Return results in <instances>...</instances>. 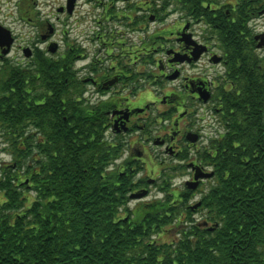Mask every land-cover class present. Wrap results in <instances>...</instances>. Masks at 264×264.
Listing matches in <instances>:
<instances>
[{
  "label": "trees",
  "instance_id": "16d2710c",
  "mask_svg": "<svg viewBox=\"0 0 264 264\" xmlns=\"http://www.w3.org/2000/svg\"><path fill=\"white\" fill-rule=\"evenodd\" d=\"M243 47L231 49L243 62L234 87L218 92L223 130L198 151L214 175L197 208L191 190H171L175 168L163 197L130 208L138 170L130 158L125 174L115 165L126 142L110 129L114 103L85 102L68 60L24 69L4 60L0 137L11 160L0 182V264H264V75Z\"/></svg>",
  "mask_w": 264,
  "mask_h": 264
},
{
  "label": "flooded vegetation",
  "instance_id": "af4514ba",
  "mask_svg": "<svg viewBox=\"0 0 264 264\" xmlns=\"http://www.w3.org/2000/svg\"><path fill=\"white\" fill-rule=\"evenodd\" d=\"M14 4L20 19L29 25L19 35L24 40L19 48L28 65L40 59L68 60L81 81L73 89L85 102L111 100L112 112L122 111L111 116V131L126 142V151L115 165L125 174L127 159L132 160L129 170L138 171L130 197L146 192L138 201L168 178L170 168H180L176 174L188 176L183 190H171L178 195L190 190L195 167L203 166L195 154L209 122L207 114L220 123L218 92L232 89L239 77L236 70L242 58L234 57L231 49L246 46L243 58L256 60L259 75H264V0H16ZM0 25L14 36L7 55H1L0 47V59L9 60L19 36ZM60 25L68 27L62 32L70 36L79 25L84 26L83 31L73 33L72 40L66 39V49L63 40L57 39L69 38L58 34ZM238 37L245 44L237 42ZM79 60L85 65L77 68L74 63ZM168 81L176 82V88H164ZM41 82L38 74L36 83L43 89ZM146 82L161 89H155V101L135 104L143 88L136 90ZM89 84L93 92L86 88ZM189 133L197 134L198 142H191ZM151 149H156L155 156ZM9 161L0 160V182ZM191 191L188 195L193 200L196 191Z\"/></svg>",
  "mask_w": 264,
  "mask_h": 264
},
{
  "label": "rangeland",
  "instance_id": "374dc122",
  "mask_svg": "<svg viewBox=\"0 0 264 264\" xmlns=\"http://www.w3.org/2000/svg\"><path fill=\"white\" fill-rule=\"evenodd\" d=\"M6 0H0V22L3 23V25H6L7 27H10L15 33L18 34V36L24 32H26V27H28L29 25L26 24V21L20 19V15L19 13L17 12V7L15 6L14 2H16V0H14L13 2H10V1H7V3H5ZM156 25L152 26L151 30L152 31L154 28H155ZM61 29L59 31L58 34L60 35H63V36H67L69 38H64L62 36H58L57 39L59 38V40H63V47L64 49L65 46H66V42L67 40L66 39H69V40H72L73 39V33H76L77 31H83V25H79L78 28H75L70 36V34H64L62 32V29H66L68 28L66 25H60ZM159 27H162L161 25L158 26L157 28ZM63 33V34H62ZM139 34L137 33V36ZM24 44V40L19 36V39L16 41V43H14V47L12 49V52L11 54L9 55V60L10 62L16 64V65H21V66H27L29 64L28 62V59H23L24 55L23 53L21 52L20 48H19V45H22ZM67 47V46H66ZM93 49V47H92ZM21 61V62H18ZM30 61V60H29ZM4 60L0 59V67L3 66L4 64ZM33 62L31 61L30 64H32ZM24 64V65H23ZM34 64V63H33ZM32 64V65H33ZM36 64V62H35ZM74 65L77 67V68H80L82 66L85 65V62L84 61H81L79 60L77 63H74ZM35 69V67H34ZM36 71V69H35ZM83 75H81L82 77ZM165 84V83H164ZM177 83L176 82H166L165 86L162 85L161 83L159 84L160 86H164V88H176V85ZM86 88L89 89L90 92H93L94 91V88L92 85H87ZM161 89L159 88L158 86L156 85H152V84H147V82L145 83V86H143V89L142 91H140L139 95L137 96V98H135V104H142L144 102H151V101H155V89ZM158 91V90H157ZM98 96L96 95L95 98H97ZM104 98H107V96H105ZM207 118L209 120V122L207 123V127L205 130H203V135H204V138L201 142L198 143L199 147H201L200 149H202V147L204 145L207 144V141H208V138L210 136H213V135H216L218 133V131H222L223 128L221 127L219 121L217 118H211L208 114H207ZM6 146V143H4V140H3V143L0 144V160H11V155L10 153L5 150L2 149L3 147ZM7 147V146H6ZM153 155L155 156L156 154V149H151ZM194 154V152L192 153ZM196 157L197 156V153L195 154ZM125 158V156L123 157V159ZM157 159V158H156ZM153 160L155 162H158V160H155V158L153 157ZM118 161H121L118 160ZM149 161V165L151 166V163H150V160ZM154 166V165H153ZM152 166V167H153ZM188 179V176L187 175H181L180 173L178 175H176L174 178H173V181H172V187L176 188V189H180V190H183V181ZM162 180V179H161ZM161 182L157 183V186L156 185H153V192L152 194H150L148 197H145L143 199V201H150L151 199H153L154 197L156 198H161L162 197V193L159 191V185H160ZM209 182H207L204 186L207 187L209 186ZM158 187V188H157ZM196 195L194 196L193 200H191L190 203H196L201 195L200 191L197 192L196 190ZM139 203L138 200H132L130 203H129V207L130 208H134L137 204ZM202 216V213L198 212L195 214V217L198 219V220H201V217ZM177 235L176 233V230H173L170 232V235H168L167 237L164 236L165 238H167V240H171L173 237H175ZM158 237V236H157ZM159 238V237H158Z\"/></svg>",
  "mask_w": 264,
  "mask_h": 264
},
{
  "label": "water",
  "instance_id": "95a60500",
  "mask_svg": "<svg viewBox=\"0 0 264 264\" xmlns=\"http://www.w3.org/2000/svg\"><path fill=\"white\" fill-rule=\"evenodd\" d=\"M14 42V36L12 35V32L10 29L0 25V47H3L2 51H1V55H6L8 54V52L11 49V45ZM29 49H27L28 51ZM28 55H30L29 53H27ZM175 75H173L174 77ZM171 77V78H173ZM205 99H207V97H205ZM122 113V111H115L113 112V114H119ZM127 112H125L124 114L126 115ZM189 139L192 142H196L198 139V135L194 134V133H189ZM196 169V173L194 176V180L190 181L188 183V187L190 188H196L199 185V181L200 179H204V178H211L214 175V172H207L204 171L202 168L200 167H195ZM146 194V192L144 191L143 193H134L131 195L132 198H141ZM197 206V205H196Z\"/></svg>",
  "mask_w": 264,
  "mask_h": 264
}]
</instances>
